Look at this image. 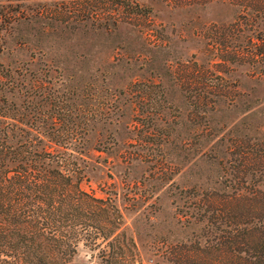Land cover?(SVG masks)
<instances>
[{"label": "rangeland", "instance_id": "rangeland-1", "mask_svg": "<svg viewBox=\"0 0 264 264\" xmlns=\"http://www.w3.org/2000/svg\"><path fill=\"white\" fill-rule=\"evenodd\" d=\"M256 2L0 0L3 107L82 144L80 187L111 197L139 264L210 241L205 193L264 189Z\"/></svg>", "mask_w": 264, "mask_h": 264}, {"label": "trees", "instance_id": "trees-1", "mask_svg": "<svg viewBox=\"0 0 264 264\" xmlns=\"http://www.w3.org/2000/svg\"><path fill=\"white\" fill-rule=\"evenodd\" d=\"M32 116L3 107L0 94V264H139L111 197L80 187L82 144L52 139L50 124L32 125ZM199 201L210 241L177 264H264V189L205 193ZM79 248L86 259L75 263Z\"/></svg>", "mask_w": 264, "mask_h": 264}]
</instances>
